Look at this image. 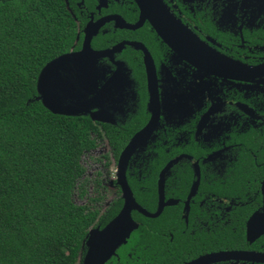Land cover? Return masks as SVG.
<instances>
[{
    "label": "flooded vegetation",
    "instance_id": "flooded-vegetation-1",
    "mask_svg": "<svg viewBox=\"0 0 264 264\" xmlns=\"http://www.w3.org/2000/svg\"><path fill=\"white\" fill-rule=\"evenodd\" d=\"M65 1L79 25V48L87 27H97L93 49L123 43L99 59L96 92L80 114L103 108L114 119L94 121L84 195L75 193L96 214L89 230L122 208L123 175L136 203L159 211L133 209V231L141 229L104 264H264V68L245 73L228 66L264 64V0H160L168 24L201 53L199 64L162 39L136 0ZM152 77L157 122L119 166L151 120ZM145 232L149 251L140 245ZM85 252L83 242L79 264Z\"/></svg>",
    "mask_w": 264,
    "mask_h": 264
},
{
    "label": "trees",
    "instance_id": "trees-1",
    "mask_svg": "<svg viewBox=\"0 0 264 264\" xmlns=\"http://www.w3.org/2000/svg\"><path fill=\"white\" fill-rule=\"evenodd\" d=\"M68 6L0 0V264H79L95 221L74 194L84 195L81 159L96 146L98 123L53 113L37 99L42 67L79 48ZM140 240L149 251L146 232Z\"/></svg>",
    "mask_w": 264,
    "mask_h": 264
},
{
    "label": "water",
    "instance_id": "water-1",
    "mask_svg": "<svg viewBox=\"0 0 264 264\" xmlns=\"http://www.w3.org/2000/svg\"><path fill=\"white\" fill-rule=\"evenodd\" d=\"M142 16L149 17L162 39L183 58L190 62L199 64L204 60L201 53H197L193 48L181 40L180 34L168 24L163 10L160 7V0H136ZM85 28L84 40L81 48L70 50L48 61L40 70L37 82V99L51 112L68 116H78L85 109L89 94L96 92L97 80L100 74L99 59L111 57L119 51L123 43H118L111 48L96 50L91 47V37L96 33L97 27ZM77 40V38H76ZM147 60L151 58L147 55ZM201 56V57H200ZM236 70L245 73H255L262 71L264 64L255 67H245L239 64H228ZM153 78V77H152ZM149 78L150 105L152 117L149 123L139 131L123 150L119 166L123 164L125 157L133 149L136 140L140 137H147L153 130L158 119L159 109L157 88L154 78ZM101 89L97 93L101 96ZM82 110V111H81ZM93 121H103L114 123L112 114L103 109L96 108L89 112ZM119 183L122 186L124 204L120 211L108 221L102 228H92L88 231L84 240L86 252L82 259V264H104L116 249L126 243L131 232L138 227L131 216V211L137 209L148 216H155L159 213H148L135 201L134 196L123 176H120ZM255 215V214H254ZM252 219V218H251ZM250 219V220H251Z\"/></svg>",
    "mask_w": 264,
    "mask_h": 264
},
{
    "label": "rangeland",
    "instance_id": "rangeland-1",
    "mask_svg": "<svg viewBox=\"0 0 264 264\" xmlns=\"http://www.w3.org/2000/svg\"><path fill=\"white\" fill-rule=\"evenodd\" d=\"M86 155H87V154L84 153V154H83L84 157L82 156V159H81L82 164H83V162H84V163L87 162ZM83 166L85 167L84 164H83ZM85 169H86V168H85ZM74 201H75L77 204H84L83 202H85L84 198H79V197H77L76 194H74Z\"/></svg>",
    "mask_w": 264,
    "mask_h": 264
}]
</instances>
